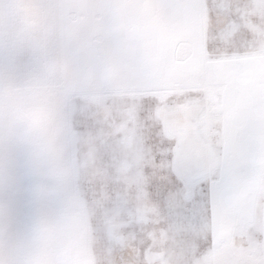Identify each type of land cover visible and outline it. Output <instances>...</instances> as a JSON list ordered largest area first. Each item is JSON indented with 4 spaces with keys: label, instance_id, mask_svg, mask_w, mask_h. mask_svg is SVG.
<instances>
[{
    "label": "rangeland",
    "instance_id": "obj_1",
    "mask_svg": "<svg viewBox=\"0 0 264 264\" xmlns=\"http://www.w3.org/2000/svg\"><path fill=\"white\" fill-rule=\"evenodd\" d=\"M39 2L0 0V17L29 43L42 38L50 46L47 71L65 89L93 90L86 99L102 114L115 163L110 171L91 163L96 138L71 135L73 155L86 148L89 156L77 177L87 195L74 201L70 223L50 224L34 264H264V208L244 221L210 207L199 227H160L164 216L148 198L143 172L153 126L178 144L203 135L210 173L224 164L237 119L250 116L264 131V0H185L179 12L162 7L164 0H61L71 5L63 13L67 24L48 27ZM101 3L111 7H94ZM106 16L113 21L108 30ZM127 50L140 54L147 83H131L137 73L119 55ZM9 66L22 78L41 72L28 57ZM106 83L111 91H100ZM36 187L27 150L12 141L0 167V227L10 249L30 246L40 215L53 211Z\"/></svg>",
    "mask_w": 264,
    "mask_h": 264
},
{
    "label": "snow or ice",
    "instance_id": "obj_2",
    "mask_svg": "<svg viewBox=\"0 0 264 264\" xmlns=\"http://www.w3.org/2000/svg\"><path fill=\"white\" fill-rule=\"evenodd\" d=\"M162 7L179 12L188 7L185 0H164ZM37 7L43 14L44 25L67 24L63 13L71 7L61 0H40ZM108 9L109 4L94 5ZM108 30L113 26L110 16L102 21ZM12 25L0 17V47L8 64L15 57H28L43 64L46 72L53 53L41 38L30 43L12 39ZM121 61L137 73L132 84L148 82L149 69L136 51L120 52ZM49 74V73H48ZM53 86L33 87V78L17 77L14 82L0 80V167L6 163L8 145L12 141L27 150L37 179L36 194L43 202L54 201L53 211L40 215L33 239L46 243L51 236L52 222L70 223L74 201L86 196L78 179L89 156L81 148L75 156L67 145L72 134L82 139L95 137L97 152L91 163L101 169L114 166V142L103 135L105 123L102 114L86 99L92 89L86 84L68 91L58 79L51 76ZM110 92L105 86L100 89ZM39 102V106H38ZM147 109L142 113L147 116ZM151 122L145 119V124ZM225 162L211 173L205 162L207 141L201 135L178 144L162 135L158 125L153 126L146 145L150 148L143 172L148 198L159 205L164 219L160 227L188 225L199 227L208 222L209 208H215L225 217H240L247 221L264 208V131L257 130L250 116H241L227 133ZM131 208V203L127 205ZM136 225H132L135 231ZM141 236V233H137ZM146 246L145 245H142Z\"/></svg>",
    "mask_w": 264,
    "mask_h": 264
},
{
    "label": "clouds",
    "instance_id": "obj_3",
    "mask_svg": "<svg viewBox=\"0 0 264 264\" xmlns=\"http://www.w3.org/2000/svg\"><path fill=\"white\" fill-rule=\"evenodd\" d=\"M0 39L7 40V37ZM12 39L19 43H29L28 39L20 33H13ZM41 65V72L32 79L33 87L41 86H53L50 75L46 72L43 64ZM17 75L15 71L9 66L7 60L3 65H0V80L8 82L9 80L16 81ZM3 228L0 227V264H34L36 242L33 239L32 243L28 247H19L10 249L6 240L2 238Z\"/></svg>",
    "mask_w": 264,
    "mask_h": 264
},
{
    "label": "crops",
    "instance_id": "obj_4",
    "mask_svg": "<svg viewBox=\"0 0 264 264\" xmlns=\"http://www.w3.org/2000/svg\"><path fill=\"white\" fill-rule=\"evenodd\" d=\"M163 80H165V79H163ZM71 146H72V144H71V138H70L69 141H68V143H67V145H63V148H65V149H71ZM55 207H56L55 202L54 201H51V202H49V203L46 204V207L45 208H49V209L54 210ZM55 248L56 249L60 248V249L64 250L63 247L62 248L61 247H55ZM84 248H85V246H83V244L79 247V254L81 256L83 255L82 253H84ZM48 249H50V247ZM56 263L59 264L60 262L59 261L58 262L56 261Z\"/></svg>",
    "mask_w": 264,
    "mask_h": 264
}]
</instances>
